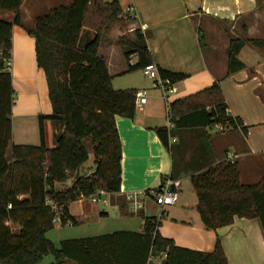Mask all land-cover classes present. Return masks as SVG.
Here are the masks:
<instances>
[{
	"label": "trees",
	"instance_id": "16d2710c",
	"mask_svg": "<svg viewBox=\"0 0 264 264\" xmlns=\"http://www.w3.org/2000/svg\"><path fill=\"white\" fill-rule=\"evenodd\" d=\"M23 3L24 0H0V13L13 17L12 22L0 19V264H40L51 255L56 260L54 264H149L161 255L165 257L161 264H229L219 237L212 252L180 248L164 238L159 232L163 213L159 218L141 215L142 233L115 232L69 240L62 242L61 249L46 238L56 219L62 225L76 224L69 212L70 204L100 192H121L122 142L117 118H135L138 91L114 89V77L103 55L106 42H111L113 31L119 29L121 36L116 45L126 67L123 74L141 71L154 60L147 35L140 28L129 31L135 19L124 14L118 0H69L36 17L32 29L22 22ZM15 26L35 39L36 61L45 73L52 107L51 115L39 118L41 145L37 147L13 143L15 92L7 64L12 59ZM83 37L86 42L82 46ZM247 42L264 52V40H233L227 75L245 68L238 57ZM132 59L136 60L134 65ZM158 71L172 87L189 78L162 68ZM228 109L216 82L169 103L168 121L173 127L155 128L154 132L171 158V139L182 131L242 127L247 136L248 127ZM44 119L61 126L53 148L46 144ZM87 142L93 146L96 168L83 175L81 169L90 159ZM226 159L216 162L206 157L203 165L199 162L195 170L188 172L193 174L191 183L204 227L217 231L233 225L236 218L257 220L264 234V181L257 186L241 185L238 163ZM172 170L170 178H162L161 186L168 179L177 180L173 162ZM69 182L70 187L58 188ZM160 187L153 191L154 197Z\"/></svg>",
	"mask_w": 264,
	"mask_h": 264
},
{
	"label": "crops",
	"instance_id": "0c3cea01",
	"mask_svg": "<svg viewBox=\"0 0 264 264\" xmlns=\"http://www.w3.org/2000/svg\"><path fill=\"white\" fill-rule=\"evenodd\" d=\"M64 1L66 4L69 2ZM103 1L110 3L111 0ZM118 1L124 14L135 19L128 27L129 31L140 28L147 35L154 65L187 74L189 78L173 86L174 92L171 95L174 98L170 99L168 95L169 100L153 85L162 95L157 98L158 103L151 106L147 90L144 89L147 86L145 82L138 84L134 78L135 73L123 74L126 67L121 61V50L116 45V39L121 36L119 29L113 31L111 42H106L103 55L114 77V89L143 91L147 97L146 104L137 108L133 120L117 118L122 142V187L120 193L108 194L112 197V206L122 215L131 213L141 219L138 233H142L144 227L141 215L159 218L163 213L159 232L164 238L173 240L176 246L198 252H212L219 237L229 264H264V234L259 221L236 218L231 226L217 231L208 230L197 211V201L191 204L183 201L179 203L183 193L182 184L176 205L166 209L157 206L154 209L155 204L149 202V198H153V191L161 186L162 178H170L173 171L170 153L154 129L165 127L166 124L170 126L168 114L166 116L169 103L209 88L216 82L220 84L225 96L229 114L241 119L244 126L248 127L247 136L242 132V127L232 133L228 129V133L218 136L226 144L220 150L223 149L226 160L235 159L238 163L241 185L257 186L263 183L264 175L258 171L264 166V52L247 42L238 57L245 68L232 75H227V72L229 48L233 40H264V0ZM26 3L27 0H24L21 8L23 24ZM0 19L8 22L13 20L12 14L4 12L0 13ZM24 31L15 26L12 34L13 87L21 99L23 96L26 98L22 104L15 101L13 114L22 119L38 118L41 114L40 100H49L48 85L44 71L37 65L35 39L30 47L28 42H24L27 41ZM201 37L203 41H200ZM19 49L22 55H18L17 62L15 53ZM39 96L43 99L39 100ZM160 99L165 102L166 108L160 105ZM185 134L182 131L174 138L175 142L181 140L189 143ZM13 143L30 146L25 141L16 143L15 138ZM231 150L235 153H231ZM241 158L251 161L247 168L239 166ZM252 169H256L257 173H253ZM89 170L93 171L82 168L81 174L86 175ZM177 175L176 179L182 182V175ZM69 184L72 185V182L62 188L65 189ZM128 209L132 212L129 213ZM69 212L77 221L70 207ZM100 215L109 216L107 213ZM164 259L161 255L151 259L149 264H161Z\"/></svg>",
	"mask_w": 264,
	"mask_h": 264
},
{
	"label": "rangeland",
	"instance_id": "374dc122",
	"mask_svg": "<svg viewBox=\"0 0 264 264\" xmlns=\"http://www.w3.org/2000/svg\"><path fill=\"white\" fill-rule=\"evenodd\" d=\"M109 1V0H106ZM112 2V0L110 1ZM62 5H66V1L62 0H27L26 6L24 8V25L32 29L34 27V20L36 17L41 15H46L51 9L55 7H59ZM13 19V17H12ZM26 31V30H25ZM26 39L30 47L33 46V37H31L27 32ZM86 34L90 36H94L93 32L86 31ZM18 35H15L17 37ZM86 37H83L80 41V45H84L86 42ZM29 40V41H28ZM26 45V44H23ZM12 59L7 64L8 71L12 75L13 64H14V44L12 50ZM18 55H22L20 49L15 53V57ZM26 55V54H25ZM132 74V73H131ZM135 80H137L138 84L145 82L147 85L144 89L147 90V96L149 105L153 106L157 104V98L161 97V92L159 90H155L153 88V80L147 78L143 71H137L134 75ZM136 82V83H137ZM116 87L117 84H116ZM15 92V91H14ZM17 95V96H16ZM170 95V99H173L174 96ZM39 100L43 99L42 96L38 97ZM161 100L160 105L166 108L165 102ZM15 101H19V104H22L26 101V98L23 96L21 99L19 94H14V103ZM39 108L41 110L40 116H49L52 114V108L49 103V100L42 102L40 100ZM138 108V107H137ZM166 111V116H167ZM40 116L38 118H26L22 119L21 116H16L12 113V125H13V142L15 138V142L19 143L25 141L28 145L40 146L41 145V135H40ZM165 125V124H164ZM169 125V124H168ZM167 126V124H166ZM165 126V127H166ZM170 127V126H168ZM228 128L221 129L219 126H215L206 130L196 129L191 130L189 132H185V138L189 140V144H186L185 141H176L171 139L172 145V162L174 163L175 172L180 175L182 178V189L183 193L180 195V202L187 203H196L197 196L194 191V187L191 183L190 176H187L189 171H193L196 169V166L203 165L205 158H209L212 161H223L225 160V155H223V149L220 150L221 146H225L226 144L219 139V137L225 133H228ZM44 131L46 136V144L49 148H53L55 146V136L61 133V126L52 120L44 119ZM234 130L231 129V133ZM229 132V133H230ZM219 136V137H218ZM24 138V140H21ZM26 138V139H25ZM227 143V141H226ZM88 146V151L90 154L89 161L84 165L83 168L86 170L93 169L95 170V157L93 152V146L91 142L86 143ZM186 145V146H184ZM231 153H235L231 150ZM10 154V152H9ZM207 155V156H206ZM240 157V156H239ZM200 159V160H199ZM238 161V160H237ZM251 163L250 160L245 158H241L239 160V166L243 168H247ZM256 170V169H255ZM252 169L253 173H257ZM92 170L86 171V175H89ZM260 175H264V166L260 167L258 171ZM89 173V174H88ZM69 184L66 188L70 187ZM59 189L62 190V186H58ZM153 198H149V202L154 203V209L158 206L154 195ZM100 201L98 203H93L92 198H82L72 204H70V210L72 211V215L76 217V224H67L62 225L60 219H56L54 222V229L46 234V238L51 241L57 249L62 248V242L69 240H79L85 238L99 237L103 235H108L111 233H115L118 231H139L141 219L137 217L135 214H131L130 209L128 212L130 214H121L117 209L112 206V197L108 195H104L100 197ZM104 201H107L106 205ZM157 204V205H156ZM168 207H165V209ZM101 213H107L109 216H102ZM13 229H17V227H13ZM128 229V230H123ZM154 259V258H153ZM54 256H48L44 258V260L40 264H54L55 263ZM71 264H76L72 261Z\"/></svg>",
	"mask_w": 264,
	"mask_h": 264
},
{
	"label": "built area",
	"instance_id": "2783aa9c",
	"mask_svg": "<svg viewBox=\"0 0 264 264\" xmlns=\"http://www.w3.org/2000/svg\"><path fill=\"white\" fill-rule=\"evenodd\" d=\"M143 29H146V27H143ZM136 63L135 59H132L131 65H134ZM144 75L149 78L150 80H153V85L160 89L164 97L166 99L169 98V94H172L174 92V88L170 85H168V82L164 81L158 71V68L154 65H148L143 70ZM169 100V99H168ZM147 102L146 93L143 91H138L136 93V106H143ZM173 126L170 125V128ZM237 158V157H236ZM232 163L236 162L235 159L230 160ZM181 180H173L168 179L166 180L162 186L160 187V190L158 193L155 194V200L161 208L173 206L176 205L179 200V190L181 189ZM105 194L103 192H100L98 195H95L92 197L93 203H98L100 201V197L104 196ZM135 199V197H132Z\"/></svg>",
	"mask_w": 264,
	"mask_h": 264
}]
</instances>
